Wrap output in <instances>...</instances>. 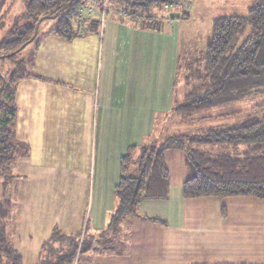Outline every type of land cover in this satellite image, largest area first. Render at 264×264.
Returning <instances> with one entry per match:
<instances>
[{"label": "crops", "instance_id": "1", "mask_svg": "<svg viewBox=\"0 0 264 264\" xmlns=\"http://www.w3.org/2000/svg\"><path fill=\"white\" fill-rule=\"evenodd\" d=\"M113 17L103 31L71 40L46 31L24 57L34 54L30 72L37 76L19 80L15 92V135L28 154L22 151L10 166V220H21L23 238L38 246L37 255L56 230L84 237L82 251L93 255L89 264H264V228L245 217L232 221L229 207L217 197H183L188 167L179 151L171 154L172 169L167 164L169 196L143 200L137 215L127 216L116 232L103 233L116 203L120 157L129 146L150 141L159 132L156 122L171 117L176 94L169 61L181 46L179 32L170 36L169 17L150 27ZM95 34L98 46L72 44ZM122 35L126 44L120 43ZM95 65L103 75L84 78ZM19 93L21 136L16 129ZM246 197L251 196H229L228 201L239 211ZM9 228V241L22 256L19 227ZM110 242L116 251L107 250ZM101 243L106 250L98 247Z\"/></svg>", "mask_w": 264, "mask_h": 264}, {"label": "trees", "instance_id": "2", "mask_svg": "<svg viewBox=\"0 0 264 264\" xmlns=\"http://www.w3.org/2000/svg\"><path fill=\"white\" fill-rule=\"evenodd\" d=\"M68 1L24 0L25 12L14 19L9 35L0 41L3 54L0 59L15 62L12 79L8 81L0 74V97H4L0 98L1 191L6 190L13 177L10 170L12 162L22 151L28 154V146L15 135L17 83L25 77L37 76L30 72L34 54L28 59L16 60L17 54L25 47L11 53L30 40L35 24L44 16L56 14L55 26L48 33L66 40L78 36L74 27L78 20V9L84 0H72L65 9L60 10L61 3ZM113 1L118 3L122 0ZM124 1L128 2L129 7L122 5L123 9L133 19L141 9L182 4L188 0ZM139 25L156 26L149 20L141 21ZM245 27L249 29L248 35L240 45L233 47L238 33ZM98 29L99 24L93 21L88 33L97 32ZM41 36L37 30L25 46L35 43L37 48ZM192 63H188L187 69L184 66L188 72L183 76L182 95L175 99L171 117L156 122L158 135L152 136L147 143L129 146L120 157L119 180L114 187L116 203L104 234L116 232L124 218L137 215L143 200L166 199L169 196L168 151H179L185 156L188 174L182 183L184 198L251 196L264 200V100L254 104L253 115H246L234 124L223 120L218 125L196 126L192 132L184 133L175 132L177 128L172 124L179 120L191 126L195 120L205 119L206 113L202 112L201 116L199 112L213 107L215 99L246 90L264 77V0H253L243 15L215 16L202 64L198 60ZM218 117L222 118V115ZM162 135L165 137L155 143ZM240 145H244L245 149L240 151ZM11 207L10 198L0 200V264H23L22 256L9 241L6 224L11 217ZM78 237L79 234L63 235L54 230L50 239L42 245L39 261L35 264H73L83 248V242H79ZM63 241L66 243L63 244ZM51 242L58 245L62 242L63 246L57 247L53 253H46L44 249Z\"/></svg>", "mask_w": 264, "mask_h": 264}, {"label": "rangeland", "instance_id": "3", "mask_svg": "<svg viewBox=\"0 0 264 264\" xmlns=\"http://www.w3.org/2000/svg\"><path fill=\"white\" fill-rule=\"evenodd\" d=\"M102 0H92L91 2L84 0L82 2V6L85 5H92L93 11L88 12L87 15H85L84 22H81V27L79 30L74 27L75 33L78 34H87L90 26H92V22L95 21L99 24V31L102 27H104V24L109 22H114L115 19L113 16L116 17V20H121L118 15L119 11L123 9V6L129 7L128 2L122 0L117 1L118 3L114 2L113 0H109L108 9L105 11V20L102 22L98 17V12L102 11ZM121 3V4H120ZM253 3V0H188L182 4H167L163 7L160 6H150L147 9H141L137 13H135V16L132 17L135 20H137L139 23L141 21H152L153 23L156 22L159 18L161 20L167 19V17L171 18L170 20L173 21V32L171 31L170 36L178 37V33H180V41L181 46L178 45V49H176V56L174 55V58L171 59L169 62V66L174 68V74H173V81H174V91L175 96L177 97L182 95L183 91V76L188 72L187 69L188 63H192L194 60H198L199 63L202 64V57L205 52L206 44L209 40L210 34H211V26L212 21L215 16L218 15H229V14H237V15H243L246 13L249 6H251ZM123 5V6H122ZM8 8L10 9L8 12ZM79 10V9H78ZM25 12V2L24 0H0V41L5 39L9 32L12 30V27L14 25V18L18 15H21ZM186 12V13H185ZM183 13V14H182ZM100 14V13H99ZM112 14L113 16H111ZM98 18V19H97ZM77 21H75L76 23ZM55 26V19L54 18H46L41 21L39 26V34L45 33L46 31L50 30ZM98 31V32H99ZM248 27H245L241 32L238 33L236 40L233 44V47H236L240 45V43L245 39V37L248 35ZM81 32V33H79ZM57 38V37H56ZM121 41L120 43L126 44L127 38L124 37V35L120 36ZM108 37H105V40L103 44L106 46ZM68 42V41H67ZM65 42L64 44H69ZM73 45H89V46H98L100 43V37L98 34L96 35H89L85 39L81 40H75L72 42ZM33 49V43L28 44L17 54V57L15 58H24L27 56L30 51ZM0 56H3V54L0 51ZM176 57V58H175ZM112 61H117L116 58H112ZM15 62H10L8 60H2L0 59V74H2L8 81L13 78V73L15 72L13 70ZM192 65L195 66L194 63ZM185 66V68H184ZM96 65L94 66V68ZM90 70V69H89ZM173 70V69H172ZM120 72V69H117V67L113 68V74L118 75ZM84 78L88 79L92 77L93 79H97L100 75H103V72L100 73L99 69H94L90 71L84 72ZM173 87V85H172ZM22 86H19V89H21ZM1 98V97H0ZM4 99V97L2 96ZM1 98V99H2ZM18 100L17 106H18V114H17V123H16V129L18 134L21 136L22 131V108H21V93L18 94ZM264 100V77L259 78L258 82L251 87L247 88L246 90L237 91L227 97H219L215 99V103L213 107L202 110L199 113L202 112L206 113L205 119L199 118L198 120H195L190 126V123L188 125H184L183 123L179 122V120L173 121V125L177 128V131L175 132H192L193 127L199 126V127H205L207 125H214L222 122L223 120L231 121L233 124L239 122L243 117L246 115H253V111H255V108L253 107L254 104L259 103ZM172 114V113H171ZM218 115H222V118L218 117ZM65 116V115H62ZM231 123V124H232ZM180 126V127H178ZM186 127V128H185ZM192 129H189L191 128ZM178 128L180 131H178ZM182 130V131H181ZM154 135H158L155 133ZM153 135V137H154ZM166 135V134H164ZM162 135L159 138H157L155 143H159L165 136ZM240 151L245 149L244 145L239 146ZM172 151L169 152L167 155V164L172 169V165L170 164L171 154ZM10 166V165H9ZM188 172V171H187ZM185 173L188 174V173ZM2 183V179L0 180V186ZM8 189L2 190L0 189V200L6 199L8 196ZM248 198L245 204H243L241 207L244 209L241 210H233L234 203L228 201L230 198L228 197H217L216 200L220 204L227 205L231 211V220L232 221H242L241 217H245L248 219L250 224H253L256 228L257 226H260L261 228H264V200L252 198V197H246ZM13 203V200H11ZM232 209V210H231ZM17 213V210H16ZM21 213V212H20ZM11 216H12V207H11ZM127 218V217H126ZM126 218L120 223V226H122L126 222ZM13 225H17V228L19 227L18 234L19 239H21V245H19L18 249L22 253V261L23 264H35L39 261L40 255H37L34 253L35 248L38 246L29 244V240L24 239L25 237V231L22 229V222L21 220L16 221L15 223H12V218L8 223L7 231H9L11 228L8 229V227ZM16 227V226H15ZM20 229L21 233H20ZM22 234V235H21ZM24 237V238H23ZM264 238V237H263ZM257 241L259 240L257 237L255 238ZM16 240H18V236L16 237ZM79 242H84V237L79 236L78 237ZM117 237L112 239V242L117 241ZM105 240H102V243H104ZM112 242H110L109 246H107V250H113L116 251V247L112 245ZM17 243V242H16ZM23 243V244H22ZM66 243L63 241V244ZM101 243V244H102ZM62 242L60 245L58 243L51 242L48 244V246L44 249L46 253H53L55 249L61 248L59 246H63ZM256 244V243H254ZM18 246V244H16ZM42 247V246H41ZM40 247V250H41ZM99 248H104V245H98ZM106 250V249H105ZM42 252V251H41ZM40 252V253H41ZM45 254V253H44ZM93 255L90 252V250H83L77 259H75L73 264H89L88 259L91 258Z\"/></svg>", "mask_w": 264, "mask_h": 264}, {"label": "built area", "instance_id": "4", "mask_svg": "<svg viewBox=\"0 0 264 264\" xmlns=\"http://www.w3.org/2000/svg\"><path fill=\"white\" fill-rule=\"evenodd\" d=\"M109 0H102L101 1V3H102V11L100 12H98V15H97V17L102 21V22H104V20H105V11L108 9V4H109V2H108ZM93 6L92 5H85V6H81L80 8H79V13H78V20H77V23L75 24L76 25V29H80V28H82L81 27V22H84V17H85V15H87V13L88 12H92L93 10V8H92ZM100 13V14H99ZM118 17L120 18V19H125V18H129L130 16L126 13V12H123L122 10H120L119 11V15H118ZM97 18V19H98ZM79 33H81V32H79ZM78 34V33H77ZM82 34H84V33H82Z\"/></svg>", "mask_w": 264, "mask_h": 264}, {"label": "water", "instance_id": "5", "mask_svg": "<svg viewBox=\"0 0 264 264\" xmlns=\"http://www.w3.org/2000/svg\"><path fill=\"white\" fill-rule=\"evenodd\" d=\"M71 2H72V0H69L68 2H63V3H61L60 10L65 9V8H66ZM55 15H56V14H54V15H49V16H44V17L39 18V20H38L37 23L35 24V28H34L33 36L30 38L29 41H31V40L33 39V37L36 35L40 22H41L43 19H45V18H54ZM29 41H28V42H29ZM28 42L23 43V44H22V45H21L16 51L12 52L11 54H14V53H16L17 51L21 50L23 47H25V45H26ZM11 54H10V55H11Z\"/></svg>", "mask_w": 264, "mask_h": 264}]
</instances>
